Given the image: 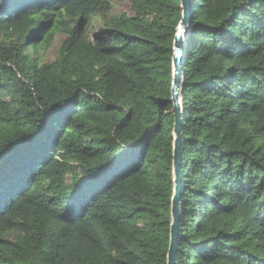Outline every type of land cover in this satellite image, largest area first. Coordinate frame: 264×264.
<instances>
[{
  "label": "trees",
  "instance_id": "16d2710c",
  "mask_svg": "<svg viewBox=\"0 0 264 264\" xmlns=\"http://www.w3.org/2000/svg\"><path fill=\"white\" fill-rule=\"evenodd\" d=\"M116 1L0 0V264H168L182 0ZM190 5L177 264H264V0Z\"/></svg>",
  "mask_w": 264,
  "mask_h": 264
},
{
  "label": "water",
  "instance_id": "95a60500",
  "mask_svg": "<svg viewBox=\"0 0 264 264\" xmlns=\"http://www.w3.org/2000/svg\"><path fill=\"white\" fill-rule=\"evenodd\" d=\"M183 19L177 28V35L174 42V57H173V88L172 101L174 104L173 113L175 116L174 130V175H175V192L172 199V226H171V241L168 253V264H177V251L179 243V221L181 212L182 198V125H183V106L182 95L184 81V61L186 52L187 34L190 27L191 5L190 0H182Z\"/></svg>",
  "mask_w": 264,
  "mask_h": 264
},
{
  "label": "rangeland",
  "instance_id": "374dc122",
  "mask_svg": "<svg viewBox=\"0 0 264 264\" xmlns=\"http://www.w3.org/2000/svg\"><path fill=\"white\" fill-rule=\"evenodd\" d=\"M113 12H114V14L126 13L128 15H131L132 10H131L130 2L128 0L116 1L114 3ZM100 25H101V23L99 22V20H96L93 23V25L91 26V30H97ZM61 42H62V37H57L54 45L51 48L46 49L42 52L46 62L55 60V58L58 54V49L60 47Z\"/></svg>",
  "mask_w": 264,
  "mask_h": 264
}]
</instances>
